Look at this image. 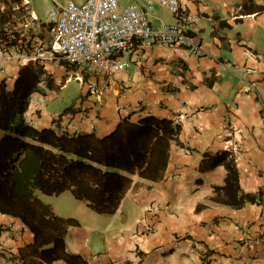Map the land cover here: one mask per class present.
<instances>
[{
  "label": "crops",
  "instance_id": "1",
  "mask_svg": "<svg viewBox=\"0 0 264 264\" xmlns=\"http://www.w3.org/2000/svg\"><path fill=\"white\" fill-rule=\"evenodd\" d=\"M133 2L146 4L121 0L123 5ZM180 2L197 17L191 31L203 55L156 60L150 50H140L145 79L126 92L109 78L75 72L81 75L82 94L67 109L61 129L104 135L124 117L137 120L147 113L181 126L182 146L172 145L163 180L135 175L115 214L101 224L77 217L80 225L69 228L68 249L90 264H204V255L210 264H264V0ZM17 4L0 0V29L24 13L13 8ZM164 12L158 6L150 17L172 21ZM225 62L235 68H226ZM19 70L9 68V75L16 77L6 78L7 84H13ZM34 97L38 101L31 103L27 119L38 127L56 126L60 113L47 111L44 95ZM225 150L238 169L236 194L259 193L256 202L227 204L223 192L215 190L226 183V167L200 170L204 154ZM230 189L232 193V185ZM156 206L160 208L150 211ZM148 226L154 231L149 233ZM33 237L21 219L0 213V264H22L19 250ZM95 248L102 252L100 261L95 260Z\"/></svg>",
  "mask_w": 264,
  "mask_h": 264
},
{
  "label": "trees",
  "instance_id": "2",
  "mask_svg": "<svg viewBox=\"0 0 264 264\" xmlns=\"http://www.w3.org/2000/svg\"><path fill=\"white\" fill-rule=\"evenodd\" d=\"M53 83V76L37 61L22 66L12 85L0 82V213L21 219L34 236L19 250L22 264L58 260L90 264L67 246L69 228L79 226L78 219L56 214L38 191L45 195L70 191L91 210L113 215L135 175L152 182L164 179L172 145L182 146L181 126L147 113L137 120L124 117L104 135L70 133L59 126L67 108L54 119L56 126L38 127L27 119L26 112L33 96L46 95ZM219 165L226 167L227 177L215 190L223 192L227 204L242 207L257 201L259 193L236 194L240 190L238 169L229 151L204 154L200 170ZM202 259L210 264L206 255Z\"/></svg>",
  "mask_w": 264,
  "mask_h": 264
},
{
  "label": "built area",
  "instance_id": "3",
  "mask_svg": "<svg viewBox=\"0 0 264 264\" xmlns=\"http://www.w3.org/2000/svg\"><path fill=\"white\" fill-rule=\"evenodd\" d=\"M16 1L13 8L24 9V13L0 29V82L16 77L15 73L9 75L10 67L17 70L36 61L44 65L66 62L82 72L109 78L126 92L145 79L138 59L140 50H150L156 60H187L205 53L191 31L197 17L180 0H146L145 6L137 2L123 5L121 0H50L52 5L45 10L49 23L31 8L34 0ZM158 6L172 21L151 19L150 13ZM46 30L51 38L45 36ZM223 65L235 68L232 62ZM249 71L245 69L241 76L245 78ZM77 76L81 75L75 76L79 80ZM37 101L33 96L31 103L35 106ZM147 231L153 232L154 226H148ZM94 250L95 260L100 261V248Z\"/></svg>",
  "mask_w": 264,
  "mask_h": 264
},
{
  "label": "rangeland",
  "instance_id": "4",
  "mask_svg": "<svg viewBox=\"0 0 264 264\" xmlns=\"http://www.w3.org/2000/svg\"><path fill=\"white\" fill-rule=\"evenodd\" d=\"M75 1L80 3L83 0ZM51 5L52 3L50 0H34L32 2V7L36 10L39 17L48 23L49 21L45 15V10ZM164 14L167 19H171V16L167 12H164ZM45 36L51 38L49 30L45 31ZM126 64L127 59L123 61V67H125ZM47 65L50 74L53 76L54 87L52 90H48L41 102L43 103V106H47V111L54 115L58 112L61 113L64 109L69 108L80 99L82 94V84L79 80L75 79V72H78V69L67 67L63 63H49ZM130 67L132 68V66ZM86 78L84 79L87 80ZM50 98L51 100H49ZM38 195L45 203L52 206L56 214L61 216H76V218H81L85 223L91 221L99 224L109 216L91 210L84 202L76 199L70 191H65L59 195H45L38 191Z\"/></svg>",
  "mask_w": 264,
  "mask_h": 264
}]
</instances>
